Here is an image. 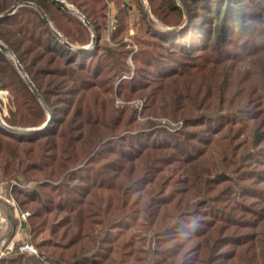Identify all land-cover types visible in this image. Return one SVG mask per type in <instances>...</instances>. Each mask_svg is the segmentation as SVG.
Returning <instances> with one entry per match:
<instances>
[{
  "label": "trees",
  "instance_id": "1",
  "mask_svg": "<svg viewBox=\"0 0 264 264\" xmlns=\"http://www.w3.org/2000/svg\"><path fill=\"white\" fill-rule=\"evenodd\" d=\"M64 2L0 0L24 73L0 49V181L31 242L52 264H264V0Z\"/></svg>",
  "mask_w": 264,
  "mask_h": 264
},
{
  "label": "built area",
  "instance_id": "2",
  "mask_svg": "<svg viewBox=\"0 0 264 264\" xmlns=\"http://www.w3.org/2000/svg\"><path fill=\"white\" fill-rule=\"evenodd\" d=\"M83 20L84 16L79 14ZM117 23L114 11L107 15L108 30H112ZM19 185L12 181L9 186V194L0 199L5 210L0 212V258L11 252L17 251L32 256L38 260V264H52L49 258L42 253L30 240L28 219L30 212L22 211L14 199L10 190L13 186ZM10 224V225H9ZM28 232L24 234V232Z\"/></svg>",
  "mask_w": 264,
  "mask_h": 264
},
{
  "label": "rangeland",
  "instance_id": "3",
  "mask_svg": "<svg viewBox=\"0 0 264 264\" xmlns=\"http://www.w3.org/2000/svg\"><path fill=\"white\" fill-rule=\"evenodd\" d=\"M144 2V1H143ZM145 3V2H144ZM132 7H133V5H132ZM79 15V14H78ZM132 15H135V14H132ZM151 15V14H150ZM131 21V23H130V26H131V24H132V20H130ZM129 35L130 36H132V35H134V33H135V28H132V26L130 27V29H129ZM135 46V45H134ZM8 53V55L13 59V61H14V63H15V60H16V58L14 57V55H13V53H11V52H7ZM18 62V61H17ZM129 64L130 65H132L130 62H129ZM16 65V64H15ZM21 73H23V72H21ZM24 74V73H23ZM0 91L2 92L1 94H0V117H1V121H0V124H2V121L4 122V120H3V115L4 114H6L7 113V96H6V94H7V91H5V90H2V89H0ZM115 105H118V104H120L121 103V101H120V99H118L117 97L115 98ZM136 106H138V108H140L141 107V104H142V101L141 100H139V99H136L135 101H132ZM138 120H140V121H144L145 120V118H138ZM158 120H161L162 122H167V123H169L168 121H167V119L166 118H159ZM161 122V123H162ZM5 123V122H4ZM6 124V123H5ZM175 126V125H177V124H174V123H169V124H167V126ZM11 128H18V127H11ZM10 128V129H11ZM9 194V190H7V184H6V182H2V181H0V199H2L3 197H6L7 195ZM13 195V194H12ZM13 197H14V195H13ZM15 199V198H14ZM3 200V199H2ZM16 200V199H15ZM5 210V207H3L2 205H1V202H0V212L2 213V211H4ZM23 211V210H22ZM29 212V211H28ZM10 225V224H9ZM26 233H28L27 231L26 232H24V234H26Z\"/></svg>",
  "mask_w": 264,
  "mask_h": 264
},
{
  "label": "water",
  "instance_id": "4",
  "mask_svg": "<svg viewBox=\"0 0 264 264\" xmlns=\"http://www.w3.org/2000/svg\"><path fill=\"white\" fill-rule=\"evenodd\" d=\"M55 1H56V3H57L59 6L65 8V9H70L69 6H68V4L65 3L64 0H55ZM22 3H23V4H31V3H29V2H20V3H16V4H14L11 8H9L6 12H4L3 15H7V14L12 13V12L17 8V6H18L19 4H22ZM72 11L75 12V13H77V14H80L78 11H75V10H72ZM0 16H1V15H0ZM83 20H84L85 22H87V20H86L85 18H83ZM173 29H177V27L168 28V30H173ZM0 49H1L2 51H4V52H10V51L8 50V48H7L6 46L2 45L1 43H0ZM80 49H81V50H86L87 48H86V47H81ZM15 64H16L17 68H18L21 72H23V69H22V67L20 66V64L17 62V60H15ZM29 85H30V88H31V89H32V90L38 95V93H37L35 87L32 85L31 82H29ZM1 120H2V119H1V117H0V121H1ZM48 122H49V121H47L44 125H47ZM2 124H3V125H6L3 121H2ZM10 128H11V127H10ZM11 129H12V130H15V131H20V132H34V131H36V130L41 129V127H31V128H11Z\"/></svg>",
  "mask_w": 264,
  "mask_h": 264
},
{
  "label": "bare ground",
  "instance_id": "5",
  "mask_svg": "<svg viewBox=\"0 0 264 264\" xmlns=\"http://www.w3.org/2000/svg\"><path fill=\"white\" fill-rule=\"evenodd\" d=\"M2 92L0 91V94H1Z\"/></svg>",
  "mask_w": 264,
  "mask_h": 264
}]
</instances>
